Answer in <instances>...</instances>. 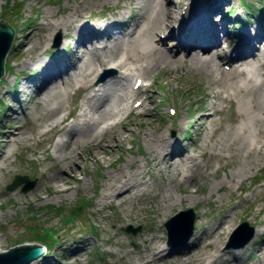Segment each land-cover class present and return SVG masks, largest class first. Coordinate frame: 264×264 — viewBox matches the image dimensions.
<instances>
[{"label":"bare ground","instance_id":"6f19581e","mask_svg":"<svg viewBox=\"0 0 264 264\" xmlns=\"http://www.w3.org/2000/svg\"><path fill=\"white\" fill-rule=\"evenodd\" d=\"M135 1L137 6L133 9L130 5L131 15L126 18H139L137 21L133 20L130 26H119L122 12L96 17L92 15V10L96 7L94 0H72L73 5L58 7L54 11L46 10L36 26L13 39L17 48L11 62L13 65L20 64L22 69L43 62L39 53L47 51L45 46L49 43L51 31L62 30L65 39H73V53H77L78 58L77 61L67 63L69 60L60 54V49H56V54H59L46 66L42 85L31 98L33 102L41 99L44 106L51 102L50 113L41 121L38 134L45 136L50 130L63 132V138L53 143V148L56 153L61 154L58 158L63 163L58 166L48 155L45 156L42 164H51L47 167L50 174L45 170L43 185L37 188V192L44 190L47 194H66L75 181L73 174L78 166H82L84 170L88 164L102 163L103 167L110 170L105 173V180L101 182L102 190L96 205L101 209L113 210V230L104 229L107 237L101 239L103 245L108 247L106 252L113 264H234L238 261L239 264H264V220L260 217L264 214V205L250 218L251 223L255 224V230L254 238L250 241L253 254L248 255L247 260H242L240 256L236 258L233 251L220 248V238L225 226L229 224V214L213 230L194 234L191 239L193 245L189 248L179 249L178 246L166 245L160 235V225L168 218L175 205L182 202L180 197L174 196L173 191L178 189L182 193V183H194L196 178L204 180L208 177L205 170H208L210 163L205 159L206 146L210 145V154L214 157L217 156L216 151L226 149L231 152L228 153V158H242L245 161L233 173L237 179L244 178L248 166L254 162L251 155L258 151L256 146L264 137V79L258 72V66L264 71V30L258 22L253 26L250 23L251 26H246L237 36L236 43H231L220 1L209 3L208 0H192V4L186 6L189 8V15L184 17V10L180 15L179 7L173 9L172 0ZM181 1L184 0H180V3ZM40 4H37L35 12L40 10ZM121 7L124 8L122 5ZM262 20L264 13L260 18ZM166 40L172 43L171 51L164 45ZM65 46L64 43L61 47ZM194 47L192 53L195 55L192 58L186 57ZM24 53L27 54V61H18L17 56ZM150 57L153 60L146 65V71L169 66L172 73L171 69L178 71L184 64L193 68L208 85H215L210 88L207 101L210 97L221 102L230 101L231 96L236 97L238 112L234 118L235 126L221 129L220 124L214 120V116L219 114L215 104L205 100L196 102L194 111L187 112L179 120L175 138L170 136L169 127L161 129L156 125L154 116L148 109L153 102V95L142 99L149 88L142 90L137 83L139 76L144 75L132 73L129 68L130 63ZM219 61H225V65L231 63L226 67L227 71L219 67ZM104 67L115 70L117 74L109 75L105 81L97 84L92 83L91 80ZM166 73L169 75V72ZM216 74L220 76L218 79ZM135 75L139 76L133 80ZM147 75L149 76L148 73ZM80 77L86 80L82 88L90 93L85 103L91 115L86 117L83 112L72 122L66 121L68 115L54 119L62 109V90L71 87L74 80ZM15 78L16 75L12 76V81ZM30 86V82H24L17 88V92L25 95ZM19 95L11 98V102L19 104ZM133 97L141 98V101L132 108H127L123 102ZM6 100H9L7 91H3L0 93V101H5L6 108L11 110V105ZM247 101L252 108L250 111L246 108ZM138 109H142L145 118L137 125L140 127L147 124L150 127L142 133L144 150L139 152L140 160L129 158L121 162L119 154L125 150L123 144H134V140L128 135L135 133L136 129L131 120L116 121V118L122 114L130 116ZM29 113L32 115L34 112ZM18 115L13 110L9 120L0 129L3 134L0 144L6 145L0 155L1 161L13 154L11 147L16 148L14 143L34 140L33 127H30L28 133L23 132L24 127L20 124ZM190 122H194V151H198L199 155L188 153L185 146H180L179 137ZM252 135L255 141L250 138ZM259 146L264 149V143ZM85 150H88L87 153ZM115 154L118 156L113 159ZM221 160H224V156ZM117 161L121 164L115 167ZM160 172H163L162 177L158 176ZM214 187L222 188V184ZM195 188L198 191L196 186ZM58 201L61 202L62 198L59 197ZM129 202H136V207L126 209ZM193 202L191 198L188 204ZM98 212L99 210L96 213ZM141 214L144 216L140 217ZM200 218L204 220L203 215ZM146 220L149 225L140 236L131 239L135 248L130 250L128 242L116 231L117 228L125 224H141ZM78 250L68 256L69 263L72 261L73 264H78L79 257L83 254L82 248ZM227 255H232L230 260L226 258ZM42 256L43 254L30 264H38ZM252 259H256L255 263H250Z\"/></svg>","mask_w":264,"mask_h":264},{"label":"rangeland","instance_id":"374dc122","mask_svg":"<svg viewBox=\"0 0 264 264\" xmlns=\"http://www.w3.org/2000/svg\"><path fill=\"white\" fill-rule=\"evenodd\" d=\"M88 1L90 2V0ZM94 1L96 2V7L92 10L93 16H110V14L122 12L120 14L121 20L119 21L121 22L119 26L122 28L130 26L133 20L137 21L139 18H126L131 15L130 5L133 9L137 6L135 0H132L131 3L129 0ZM219 1L222 3L221 8L223 6L221 12L226 19L225 25L231 43H236L238 40L237 36L246 29V26L249 28L251 26L250 23H252V26L255 23H259L264 30V20L260 21L264 13V0H208L207 2L219 3ZM38 3H41L39 5L40 10L35 12L34 9L38 6ZM171 3L173 4V9L179 7L180 15L182 10L185 12L183 17L189 15V8H186V6H190L192 0H184L181 3L180 0H172ZM68 5H73L72 0H0V10L6 11L14 19L12 29H14L15 35H13V39L19 38L21 34H26L30 27L36 26L41 19L42 13L46 10L54 11L58 7L63 8ZM120 7L121 10H119ZM247 12L250 13L248 14ZM173 29H175L174 26ZM13 39L10 45L11 48L9 47L4 58L3 75L0 78V93L7 91L9 100L6 101L10 103L11 110L6 108L5 101H0V129L9 120L12 111L16 110L19 114L20 124L24 127L23 132L28 133L30 127H33L34 133L32 136L34 140H29L27 143H14L16 148L13 149L11 147L13 154L8 155L5 161L0 160V251L5 252L20 244H40L41 246L47 244L49 248L45 246L46 252L38 264H73L72 261L70 263L67 261L68 256L71 252L79 251L78 249L82 248L83 254L79 257L78 264H113V260L108 257L106 252L108 247L104 246L101 241V239L107 237L104 229L113 230V226H111L114 219L113 210L108 208L101 209V207L96 205L102 190L101 182L105 180V173L110 169L103 167L102 163L99 165L88 164L84 170L82 166H78L73 174L75 181L71 183V189L66 194H47L44 190L37 192V188H41L43 185V173L51 165L50 163L45 166L42 164L45 156L48 155L53 162L58 163V166L63 163L58 158L61 154L59 152L56 153L53 148V143L63 138V132L50 130L45 136L38 134L41 130V121L50 113L51 102L48 106H44L41 99L33 102L31 98L35 96L34 93L42 85L43 72L46 66L51 64L52 60L59 54H56V49H60L62 52L60 54L69 60L67 63L77 61V53L74 54L72 48L75 41L73 39H65L62 30L51 31L49 43L45 46L47 51L39 53L43 62L32 65L30 68L22 69L20 64L13 65L11 62V59L15 57L17 48ZM64 43L66 46L62 48L61 46ZM164 45L166 49L171 51L172 43H170V40H166ZM194 49L195 47L191 48L190 54L186 55V57L192 58L195 55L192 53ZM7 58L8 61H6ZM152 58L138 62L134 61L129 64V68L132 73L144 75H135L133 80L139 76L137 82L141 83V89L149 88V91L143 94L142 99L148 95H153V102L148 106V109L152 112L153 121L156 125L160 126L161 129L169 127L170 136L175 138V128L179 120L187 112H193L197 103L205 100V102L212 101L215 104L219 114L214 116V120L220 124L221 129L224 130L235 126L234 118L237 117L238 112L236 97L231 96V100L225 102L210 97L207 101L206 96H209L210 88L215 87V85H208L205 79L199 76L193 68L188 67L187 64H184L178 71L175 68L171 69L172 73H170L169 66L146 71L147 68L145 67L150 64L153 60ZM17 60L20 62L27 61V54L18 55ZM224 62L219 61L217 63H219V67L223 71H227L226 67L231 63L226 61L228 65H225ZM143 72H147L149 76ZM166 72H169V75ZM258 72L259 76L264 79V71L259 66ZM115 74H117L115 70L104 67L99 70L98 75L91 81L97 84L105 81L109 75L113 76ZM14 75H16V78L12 81V76ZM219 77L216 74V79ZM24 82H30V89L27 94L19 95L17 88ZM85 82L86 80L80 77L74 80L71 87L62 90L63 95L60 98L62 109L58 115L54 116V119L68 115L66 121L72 122L83 112L86 113V117L91 115L85 103V99L90 93L82 88ZM131 84L129 83V85ZM262 89L264 90V85ZM29 93L30 96H28ZM16 95H19V104L11 102V98ZM139 101H141V98L133 97L131 100L124 101L123 104L127 108H132ZM246 108L248 111L252 110L248 101ZM31 111L34 112L32 115L29 113ZM144 118L142 109L136 110L130 116L122 114L116 118V121L131 120L134 124V129H136L135 133L128 135L129 138L134 140V144L127 142L123 144L125 150L119 154L121 162L129 158L140 160L139 152L143 151L145 146L142 140V133L150 128L147 124L140 127L137 125ZM193 129L194 122H190L185 132L180 135L179 142L180 146L187 148L188 153L199 155L198 151H194L196 135ZM262 129L264 130V125ZM7 134H10V132H7ZM2 135L0 133V140ZM250 138L252 139L253 135ZM253 141H255L254 138ZM258 143V146H256L258 151L251 155L254 162L248 166L245 177H238V179L234 177L233 173L238 165H243L245 161L242 158H228V153L230 154L231 152L226 149L216 151L217 156L214 157L210 154V145L206 146L204 149L205 159L210 163L208 170H205L208 174L207 180L196 178L194 183H182V193L178 189H176L178 192L173 191L174 196L180 197L182 202L175 205L168 218L160 225L162 232L160 235L163 236L166 245L178 246L179 249L192 247L191 239L194 234L200 231L206 230L208 232V230H213L229 214V224L225 226L222 238H220L222 240L220 248L233 251V256L235 255L236 258L240 256L242 260H247L249 258L248 255L253 254L250 250V241L251 238H254L255 224L251 223L250 218L258 208L264 205V149H260L259 146L264 143V137ZM5 146L0 144V155L5 150ZM128 146H131V148H128ZM87 151L85 150L84 152L87 153ZM188 153H185V155ZM117 156L118 154H115L113 159H116ZM223 156L224 160H221ZM200 160L198 159V161ZM119 164L121 163L117 161L114 166L116 167ZM48 174H50L49 171ZM162 175L163 172H160L158 176L162 177ZM16 176H26L29 181H34V185L27 191H23L25 184L19 185L12 191L7 190V187ZM217 184H222V188L214 187ZM195 186L198 191H196ZM59 197L62 198L61 202L58 201ZM191 198L194 202L193 204H188ZM217 199L218 201H216ZM131 207H136V202H129L125 206L126 209ZM77 208L80 210L75 215L73 210ZM98 210L99 212L96 213ZM187 210H190L194 217L190 237L185 242L180 243L183 237L179 230L181 222L177 220L174 224L175 232L177 233L168 239L165 224L174 215ZM202 215L203 221L200 218ZM143 216V214L140 215V217ZM260 217L264 220V214L260 215ZM65 221H67V225H65ZM242 223H246L248 228H251L252 237L242 247H239L243 239L250 234V231L244 230L234 236ZM148 225L149 221L146 220L142 221L141 224L122 225L116 231L128 242V248L132 250L135 248V243L131 239L140 236ZM129 227L135 230V233H127L126 229ZM231 256L227 255L226 258L230 260ZM62 258L66 259L62 260ZM255 261L256 259H252L250 263H255ZM165 264L180 263L168 262ZM234 264H239V261Z\"/></svg>","mask_w":264,"mask_h":264},{"label":"water","instance_id":"95a60500","mask_svg":"<svg viewBox=\"0 0 264 264\" xmlns=\"http://www.w3.org/2000/svg\"><path fill=\"white\" fill-rule=\"evenodd\" d=\"M14 19L4 10H0V78L3 75V64L6 53L10 47L13 31L8 27H13ZM102 80V79H101ZM21 184L26 186L23 188V191H27L32 188L34 181L31 182L27 177L16 176L13 182L7 187V190L12 191ZM80 209H74L73 213L78 214ZM193 214L190 210L181 211L178 214L174 215L168 220L165 224L167 230L168 239L174 236L175 232L174 224L177 220H180L181 227L179 228L180 234H182V240L185 242L192 233V223H193ZM244 230L250 231L247 237L243 239V242L239 247H242L250 238L252 237L251 228H248L246 223H242L240 227L235 232L234 236L243 232ZM126 232L135 233V230H132L130 227L126 229ZM43 254V247L40 244H20L16 247H13L5 252H0V264H30L32 261L36 260Z\"/></svg>","mask_w":264,"mask_h":264},{"label":"trees","instance_id":"16d2710c","mask_svg":"<svg viewBox=\"0 0 264 264\" xmlns=\"http://www.w3.org/2000/svg\"><path fill=\"white\" fill-rule=\"evenodd\" d=\"M247 13L249 14L250 12H247ZM230 15H231V13H230ZM8 27L13 31V35H15L14 29H12V27H10V26H8ZM12 39H13V37H12ZM10 48H11V46H10ZM67 224H68L67 221H65V225H67ZM51 241H53V240H51ZM44 246H46V248H49L47 244H44Z\"/></svg>","mask_w":264,"mask_h":264}]
</instances>
